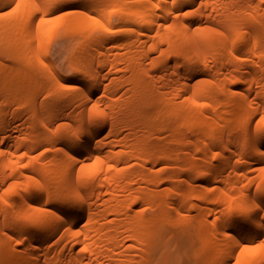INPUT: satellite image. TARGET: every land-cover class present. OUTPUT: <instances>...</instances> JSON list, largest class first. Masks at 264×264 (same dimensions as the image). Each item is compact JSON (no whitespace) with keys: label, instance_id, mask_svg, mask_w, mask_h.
<instances>
[{"label":"bare ground","instance_id":"obj_1","mask_svg":"<svg viewBox=\"0 0 264 264\" xmlns=\"http://www.w3.org/2000/svg\"><path fill=\"white\" fill-rule=\"evenodd\" d=\"M16 3L0 0V59L56 23L89 31L63 76L0 64V264H169L176 227L199 230L205 264H264L240 256L264 244L261 0Z\"/></svg>","mask_w":264,"mask_h":264},{"label":"rangeland","instance_id":"obj_2","mask_svg":"<svg viewBox=\"0 0 264 264\" xmlns=\"http://www.w3.org/2000/svg\"><path fill=\"white\" fill-rule=\"evenodd\" d=\"M111 9L112 7L108 8L104 19L105 21L109 20L112 23V27L110 31H105L103 36L110 41V44L116 45L126 39V35L121 30L119 10ZM98 21L102 23L100 20ZM88 31L89 29L86 25L68 26L67 24L56 23L47 33L46 38L44 37V39L40 40L33 36L32 42L25 49L26 56H24V59H18L16 55L12 54L0 59V64L17 66L21 64L20 60H26L30 64H35L41 60L49 66L52 64L57 69V74L60 73L63 76L70 71L69 66L74 46L86 37L85 35ZM96 33L100 34L99 31ZM13 45L10 39H4L0 47L3 50L11 51L15 50ZM54 77L55 75L51 74L49 79ZM28 83V81L25 83L24 88H26ZM1 89L2 86H0ZM44 111L42 109L38 114L42 116L45 113ZM41 148H38V151ZM156 168L163 169L161 164L156 165ZM195 212L196 209H190L191 214ZM171 214L173 215L174 213L172 212ZM200 239L199 230L192 232L185 231L181 227L174 228L173 232L169 234V244L166 249V253L170 257L169 264H205L206 251Z\"/></svg>","mask_w":264,"mask_h":264},{"label":"snow or ice","instance_id":"obj_3","mask_svg":"<svg viewBox=\"0 0 264 264\" xmlns=\"http://www.w3.org/2000/svg\"><path fill=\"white\" fill-rule=\"evenodd\" d=\"M23 2H24V0H17L16 6H15V8L12 9V11L13 12L16 11V9L19 8L20 5H21V3H23ZM261 3L264 4V0H261ZM188 14H190V13H185V15H188ZM89 19H93L94 22L97 23V24L100 23L98 20H95V18H93V17H89ZM40 22L42 24L43 23H46V21L43 20V19H41ZM101 27H103V25H101ZM205 30L207 32H209V33L214 34L215 36H223V33L218 32L215 28H206ZM104 31H109V29L108 28H104ZM63 86L64 85H62V87ZM93 107H95V106H93ZM95 115L100 116V115H102V113H95ZM260 120L261 121H264V117H261ZM261 148H264V144L261 145ZM21 167H27V165L26 164H22ZM82 167H84V166H82ZM260 171L261 172H264V168H261ZM6 191H8V190H6ZM209 191H212V189H209ZM259 206L262 207V208H264V201H261L260 204H259ZM39 211H43V210H39ZM244 211H246V210H243L242 209V212H244ZM259 216H260V213L257 212L256 215H255V217H253V218H259ZM229 232H231V229H229ZM77 235H78V233H77ZM16 243L17 244H20L21 241L17 240ZM81 251H86V249H83L82 248ZM261 253H264V244H255V245H247V244H244L240 248V256H243L245 254L251 255V256H255V255H258V254H261ZM235 264H241V261H240V257L239 256L237 257V260H236Z\"/></svg>","mask_w":264,"mask_h":264}]
</instances>
